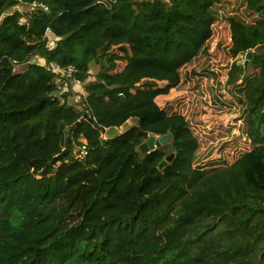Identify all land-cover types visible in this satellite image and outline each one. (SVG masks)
<instances>
[{"label":"trees","instance_id":"1","mask_svg":"<svg viewBox=\"0 0 264 264\" xmlns=\"http://www.w3.org/2000/svg\"><path fill=\"white\" fill-rule=\"evenodd\" d=\"M103 1L0 0V264H264V0H242L252 23L220 16L227 0ZM34 2L48 11L16 9ZM219 23L228 57H244L229 77L252 149L205 169L190 121L158 100L209 56ZM53 63L77 69L78 103Z\"/></svg>","mask_w":264,"mask_h":264},{"label":"rangeland","instance_id":"2","mask_svg":"<svg viewBox=\"0 0 264 264\" xmlns=\"http://www.w3.org/2000/svg\"><path fill=\"white\" fill-rule=\"evenodd\" d=\"M224 6L225 10L217 9L220 16L235 15L247 23L254 22L256 18V15L244 9L242 0H227ZM16 9L23 14L30 11L29 7L18 6ZM25 21L27 17L22 20ZM223 25L219 23L215 27V35L208 44L209 56L201 57L195 64L184 69L185 82L169 96L158 100L162 108L170 113H181L190 121L201 140L195 166L205 169L222 167L223 158L231 163L243 152L252 149L243 135V122H238L241 108L229 77L230 71L234 72L236 79L242 77L243 69H232V66L235 61L242 65L244 57L237 60L228 57L227 47L231 36ZM124 65V62H120L117 70L120 71ZM97 69L93 64L90 70L93 80ZM67 89L68 86L64 84L62 92ZM70 89L72 96L69 102L78 103L79 96L84 94L81 84L70 83ZM47 174L55 173L50 171Z\"/></svg>","mask_w":264,"mask_h":264},{"label":"water","instance_id":"3","mask_svg":"<svg viewBox=\"0 0 264 264\" xmlns=\"http://www.w3.org/2000/svg\"><path fill=\"white\" fill-rule=\"evenodd\" d=\"M14 11V9H13ZM7 16V14H4L0 18V22ZM252 54H248V58L245 61V65L248 64L249 60L251 59ZM240 64V63H239ZM137 121L135 119H131L127 121L121 128L112 127L107 130L106 136L107 138H114L118 135H120L122 132L127 131L132 126L136 125ZM172 134H166L163 136H154L151 135L149 138L140 145L139 150L144 155L145 158H147L152 152L156 151L157 149H160L162 146L167 144L169 140L171 139ZM174 154L168 156L164 161L161 162L159 165V168H164L168 165V163L172 162L174 159Z\"/></svg>","mask_w":264,"mask_h":264},{"label":"built area","instance_id":"4","mask_svg":"<svg viewBox=\"0 0 264 264\" xmlns=\"http://www.w3.org/2000/svg\"><path fill=\"white\" fill-rule=\"evenodd\" d=\"M117 2V0H104L103 3L106 5V6H110L112 4H115ZM37 9H43L44 11H48V8L41 4V3H37V2H34L30 5L29 7V10L30 11H35ZM49 33H51L50 31L47 32V37L49 38V43H48V50L49 51H53L57 48V44H58V38L55 37V38H50L49 37ZM51 41V42H50ZM52 72H54L55 74H58V75H61L63 77H68V78H72L73 79V76L77 73V69L74 67V66H68V67H61L59 66L58 64H51L50 65V68H49ZM78 83L76 80H71L70 83ZM81 154L83 156H86L87 155V149L86 147H83L82 148V151H81Z\"/></svg>","mask_w":264,"mask_h":264},{"label":"crops","instance_id":"5","mask_svg":"<svg viewBox=\"0 0 264 264\" xmlns=\"http://www.w3.org/2000/svg\"><path fill=\"white\" fill-rule=\"evenodd\" d=\"M49 37L52 39V38H55V36L52 34V33H49Z\"/></svg>","mask_w":264,"mask_h":264}]
</instances>
